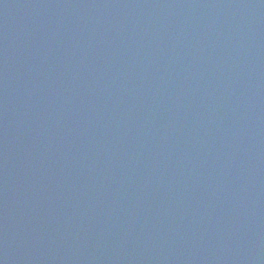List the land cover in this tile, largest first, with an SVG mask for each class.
Segmentation results:
<instances>
[{
  "label": "water",
  "instance_id": "water-1",
  "mask_svg": "<svg viewBox=\"0 0 264 264\" xmlns=\"http://www.w3.org/2000/svg\"><path fill=\"white\" fill-rule=\"evenodd\" d=\"M0 264H264V0H0Z\"/></svg>",
  "mask_w": 264,
  "mask_h": 264
}]
</instances>
